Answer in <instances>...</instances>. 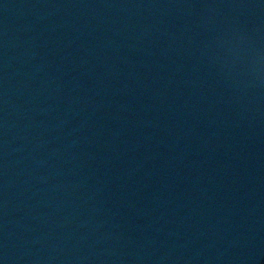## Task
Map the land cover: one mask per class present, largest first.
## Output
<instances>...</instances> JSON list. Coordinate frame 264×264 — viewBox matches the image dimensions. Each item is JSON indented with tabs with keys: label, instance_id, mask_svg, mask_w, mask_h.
Listing matches in <instances>:
<instances>
[{
	"label": "water",
	"instance_id": "1",
	"mask_svg": "<svg viewBox=\"0 0 264 264\" xmlns=\"http://www.w3.org/2000/svg\"><path fill=\"white\" fill-rule=\"evenodd\" d=\"M0 264H264V0H0Z\"/></svg>",
	"mask_w": 264,
	"mask_h": 264
}]
</instances>
